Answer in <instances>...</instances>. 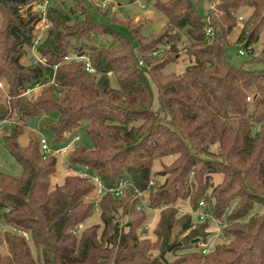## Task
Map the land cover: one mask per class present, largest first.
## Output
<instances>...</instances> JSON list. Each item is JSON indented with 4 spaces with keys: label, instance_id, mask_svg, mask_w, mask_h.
<instances>
[{
    "label": "trees",
    "instance_id": "1",
    "mask_svg": "<svg viewBox=\"0 0 264 264\" xmlns=\"http://www.w3.org/2000/svg\"><path fill=\"white\" fill-rule=\"evenodd\" d=\"M73 1L66 10L50 0H0V82L7 90L0 123L21 167L20 177L0 168V264H264V67L246 68L264 64V48L257 55L254 48L264 31V0H213L203 17L196 0H153L166 24L147 36L126 25L131 37L94 20L84 0ZM246 7L251 14L235 43L249 58L236 66L225 49ZM43 12L50 26L32 48ZM95 29L113 35L114 44H87ZM184 39V70L164 73ZM29 49L43 62H24ZM73 53H86L95 74L85 60L64 61ZM38 83L43 88L25 96ZM45 113L56 116L43 121L53 146L86 124L93 146H71L65 163L88 167L108 187L126 180L148 192L144 203L130 186L124 196L105 194L95 204L87 198L94 184L70 172L52 187L58 158L42 154L33 132L27 144L18 142L26 122ZM165 157L175 158L167 164ZM218 174L221 181L211 184ZM186 199L193 210L204 201L223 220L222 241L206 255L197 242L213 229L177 215L175 203ZM255 204L261 211L252 214ZM148 207L160 209L154 241L141 237ZM95 208L102 229L81 230ZM14 230L28 233L34 249Z\"/></svg>",
    "mask_w": 264,
    "mask_h": 264
},
{
    "label": "rangeland",
    "instance_id": "2",
    "mask_svg": "<svg viewBox=\"0 0 264 264\" xmlns=\"http://www.w3.org/2000/svg\"><path fill=\"white\" fill-rule=\"evenodd\" d=\"M105 1H108L106 4ZM197 1V13L200 16H205L208 11L213 8L214 1L213 0H196ZM73 0H50L51 5L62 4L63 7L68 10L70 7L73 6ZM105 4V5H104ZM84 5L86 7L87 12L89 15L96 21L100 22L101 24L108 26L120 33L124 34L125 36L131 37L130 31L126 25L131 26V28H137L139 26L140 34L142 36H147L149 34L158 33L166 24V17L165 15L154 7L153 0H138L133 3H129L128 0H84ZM80 13V12H79ZM251 14V8L246 7L244 8L243 12H239L236 15H239L240 21H238V27L234 34L231 35V44L228 45L225 49V55L229 62L235 64L236 66H240L244 61H246L249 57L247 53L241 55L239 54L240 47L238 44L235 43L236 34L240 30L241 26L245 22V20ZM79 18H83V15L80 14ZM131 20V21H128ZM71 21L70 23H72ZM143 22V25H142ZM142 26V27H141ZM115 37L108 33H101L98 29L93 30L91 34V39L89 41L84 40L87 44L100 47H108L114 44ZM186 44L185 39L182 43H179V54L176 55V60L169 63L164 68V73H180L184 70L185 65L187 64V60L183 58V46ZM162 48V46H161ZM254 48L256 50L255 55L260 53L259 51L264 48V31L259 34L258 41L254 44ZM32 56H37L36 50L29 49L27 52V56L23 59L24 62H29ZM259 56V55H258ZM262 59H264V54L261 55ZM29 58V59H28ZM264 67L263 63H256V64H248L246 65L247 69L254 70V69H261ZM110 85L113 88L117 87V82L114 76H110ZM4 85V83H3ZM38 90L28 92L25 96L30 95L33 92H37ZM6 87L5 85L3 88H0V94L2 99L6 97ZM154 105H157V100H155ZM56 119L55 114L45 113L44 115H40L30 119L26 124L23 126V132L18 138V142L21 145L27 144L29 140L30 133L33 132L37 137L44 136L49 142L54 140L53 131L46 127L43 124V121L48 120L53 122ZM85 122H83L78 128L73 130L69 135L63 137L61 140V144L71 143V146H84L90 149L93 146L92 140L86 131ZM7 126L5 124L0 123V168L3 172L12 175L14 177H20L21 175V167L15 160V158L10 154L7 148L4 145L3 140V132L5 131ZM78 136V139H74ZM175 157H165L162 162L169 164ZM58 170L54 178H52L51 186L60 185L63 182L64 177L69 174V171L66 167H62L60 162L57 163ZM161 168L159 162L154 165V170L157 171ZM192 177V176H191ZM222 179V175H214L212 179L213 185L218 184ZM159 181L162 182L163 178L159 177ZM211 188H208L207 192L210 193ZM89 200L94 201L96 203V199L94 197V193H90L87 198ZM99 200V199H98ZM175 206L178 209V216L189 214L192 216V221L196 223V219L194 215H192V206L189 203V200L181 201L178 200L175 203ZM261 211V206L255 204L253 207L252 214L255 212ZM147 214L149 215L148 222L145 223V230H142L141 237H146L151 241H154L155 235L153 233V229L156 225L157 219L159 218L160 209H148L146 210ZM194 216V217H193ZM93 224H100V229H102V223L100 220V210L95 208L94 215L90 217L81 227L80 229H84L88 226ZM26 240L32 250L34 249L33 243L31 238L29 237L28 233L24 235ZM222 241V238H220ZM179 255V254H177ZM175 256L170 255V259H173Z\"/></svg>",
    "mask_w": 264,
    "mask_h": 264
},
{
    "label": "built area",
    "instance_id": "3",
    "mask_svg": "<svg viewBox=\"0 0 264 264\" xmlns=\"http://www.w3.org/2000/svg\"><path fill=\"white\" fill-rule=\"evenodd\" d=\"M108 1H105L106 4ZM104 4V5H105ZM40 7L43 10V4L38 3L36 7ZM50 26V22L47 19V17L44 15V12L42 13V16L38 23L36 24V31L37 36L34 40L32 48H36V46L39 44L40 41V35L41 33L46 30ZM205 34L207 36H210L212 34V29L210 27H207L205 29ZM239 54H243V51L240 50ZM37 61H42V59L37 55L34 56ZM79 61V60H85L86 63L84 65L85 69L92 74H95V69L92 67V65L87 60V54H76L73 53L72 55H67L64 57V61ZM43 62V61H42ZM141 63V61H140ZM49 84H54L53 80L49 81ZM3 83L0 82V88H3ZM44 84L38 83L34 85L32 89L27 90L24 94H27L28 92L38 90V88H43ZM23 94V95H24ZM69 135V134H68ZM39 139V145H40V151L45 157L48 156H54L57 157L60 163L66 167L71 174L78 175L82 177L83 179H86L94 184V197L96 199V203L98 202V199H100L105 194L113 195V197L120 198L121 196H124L125 190L131 186L132 191L134 193V197L140 198V203H144L145 196L148 192H141L139 191L135 186H132V184H129L126 180H120L117 186L108 187L105 185V183L101 180L100 176L90 172L88 167L81 166V165H68L64 162V156L67 154L71 147V143L62 144L58 146H53L50 144V142L44 137L40 136ZM74 139H78V136H76ZM153 184V183H151ZM95 203V204H96ZM150 207H148L149 209ZM192 215L197 217L200 221H208L210 223L211 228V234L205 239V240H199L197 242V249L201 255L208 254L211 249L214 247L215 243L222 238L221 230L223 227V220L221 218H218L212 214V212L206 208V205L204 201L199 202V208L197 210H192ZM17 234L25 235L26 232H23L21 230H14Z\"/></svg>",
    "mask_w": 264,
    "mask_h": 264
}]
</instances>
